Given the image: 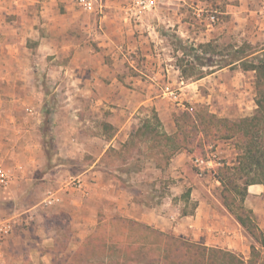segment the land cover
Instances as JSON below:
<instances>
[{"label":"crops","instance_id":"obj_1","mask_svg":"<svg viewBox=\"0 0 264 264\" xmlns=\"http://www.w3.org/2000/svg\"><path fill=\"white\" fill-rule=\"evenodd\" d=\"M75 9L74 0H0V165L11 177L0 187V199L16 206L26 192L35 195L25 214H37L36 234H46L41 226L50 218H67L79 226L69 237L82 234L78 248L100 224L117 219L208 247H224V234H236L234 250L246 254V230L224 205V211L216 209L201 191L190 188L183 173L192 159L189 152L172 158L169 172L153 161L132 172L126 183L120 178L126 176L119 168L120 153L141 125V109L154 108L163 131L173 135L175 110L167 99H174L161 94L157 73L148 81L127 72L122 66L126 56L90 54L71 32L62 38L74 31L62 21H74ZM30 38L35 49L28 46ZM46 84L58 102L52 108ZM48 123L55 146L50 160L42 132ZM163 171L176 179L168 186L163 180L164 190ZM75 180L82 182L80 189L73 187ZM148 182L159 191L150 192ZM188 193L186 202L195 209L184 215ZM245 206L264 233V185L248 187Z\"/></svg>","mask_w":264,"mask_h":264},{"label":"rangeland","instance_id":"obj_2","mask_svg":"<svg viewBox=\"0 0 264 264\" xmlns=\"http://www.w3.org/2000/svg\"><path fill=\"white\" fill-rule=\"evenodd\" d=\"M104 2L106 9L103 14H84L76 5L78 16L74 21H62L66 30L71 28L74 31H67L61 37L67 40L68 32L75 34L76 40L90 49V54L110 58L112 52H116L121 58L126 56L129 60H125L122 66L133 77L149 81L148 77H152L153 72L157 73L156 77L153 76L154 81L162 85L161 94L173 99L167 93L172 91L177 95V100L171 102L167 99L175 110L172 115L174 124L180 121L179 125L182 126L190 115L194 125L198 127L196 131L193 127L187 129L191 133L192 141L195 140L190 147L194 150L190 153L192 159L183 171L192 186L190 188L201 191L200 196L216 205V209L224 211L223 187L217 182L214 170L224 164L236 166L240 152L236 148L235 139L219 138L227 128L222 129L218 121L227 119L234 123L254 116L257 110L255 73L244 71L239 63L230 66L227 64L235 59L238 50L243 51L241 57L248 56L246 59L253 61L255 55H252L253 51L248 46L252 45L259 52L264 50V0H157L155 9L135 16H130L127 12L129 0ZM111 11L112 14L107 16ZM29 40L28 46L35 49L34 41L31 38ZM205 44L210 45L207 55L202 52L206 48H199ZM202 63L205 64L204 67L201 66ZM180 66L195 67L197 73L203 70L207 75L200 80H196V76L186 80L181 75ZM49 88L46 84L48 93ZM48 98L49 108L58 104L57 99L50 93ZM153 112L154 108L151 106L141 109L142 121L147 118L153 122ZM47 113L53 112L48 110ZM201 122H205V127H202ZM42 132L50 160L55 146L52 143L49 123L45 124ZM140 148L141 153L138 152V147H131L130 154L128 151L127 155L120 156V171L126 173V176L120 177L124 183L132 172L156 160L155 156L151 157L146 144ZM183 151L186 150L180 152ZM127 156L130 158L126 161ZM196 159L212 164H198ZM110 162L113 165L116 163L113 158ZM162 169L165 171V167ZM164 171L161 184H164L163 180L168 183L167 186L169 183L175 184L176 179ZM166 171L169 172L168 166ZM147 186L152 193L159 191L152 182H148ZM162 188L164 190V185ZM24 196V201L16 206L4 201V198L0 199V224L9 221L12 225L10 235L0 242V264H87L84 260L87 246L78 253L79 256L73 258L82 234H72L69 237V233L78 231L79 226L64 221L58 223L57 219L50 218L41 226L46 234H36L38 228L34 220L37 214L34 213L33 217H30V213L25 214L29 203L35 200V195L26 192ZM183 199L185 203L186 199ZM185 206L183 211L194 212L192 201L186 202ZM26 220L29 224H26ZM111 221L100 224V230L96 228L97 230L92 231L93 235L90 234L89 240L105 238L104 248H97L94 255H89L93 256L91 264H149L156 259L152 252L156 237L151 230L134 226L124 220ZM257 221L261 223L258 219ZM46 229H49L48 232ZM243 233L248 237L247 241H242L247 247L246 254L235 252L233 239L236 234H224L227 240L224 247L213 248L228 250L249 260L251 246L255 245L261 251L264 261V245L256 243L247 231ZM119 238L127 243H118ZM180 238L203 244L184 236ZM70 239L72 244H69ZM100 252L101 255L98 256Z\"/></svg>","mask_w":264,"mask_h":264},{"label":"trees","instance_id":"obj_3","mask_svg":"<svg viewBox=\"0 0 264 264\" xmlns=\"http://www.w3.org/2000/svg\"><path fill=\"white\" fill-rule=\"evenodd\" d=\"M209 47V44L199 46L200 49L206 48L204 50L202 49V52L206 55L210 51ZM248 47L253 51L252 55H255L253 56V61L246 59L248 56L241 57L243 51L238 50L235 59L231 60L227 65H237L239 63L244 71H252L255 73L256 114L249 118L239 119L234 123H230L227 119H220L218 121L222 129L227 128L219 138L235 139L237 141L236 148L240 154L236 166L232 167L224 164L216 168L217 170L215 169L214 173L216 179L223 187L222 198L224 200V206L256 243L264 244V233L260 229L257 219L252 210L245 206L248 187L251 185H264V50L259 52L252 45ZM197 58L201 60L200 56H197ZM201 66L204 67L205 64L202 63ZM183 67L180 66L179 70L182 77L186 80L193 79L195 76L196 80H200L207 75L203 70L197 73L195 67ZM153 115V122L147 118L141 122L139 129L131 135L129 141L123 146L120 156L121 154L127 155L131 147H138V152L141 153L140 146L146 144L151 157H156V165L159 168H164L170 164L172 158L180 151L186 150L189 153L194 151L190 147L194 144L195 140L192 141L191 133L187 129L193 127L196 131L198 127L194 125L190 115L188 119H185V123L182 126L181 124L179 125L180 121L177 123V131L173 135H168L163 131L161 121L155 111ZM185 117L184 115L183 118ZM198 118L201 120V117L198 116ZM201 125L205 127V122H201ZM112 153L113 151H110L108 154L111 155ZM129 158H126V161ZM184 198L188 199L189 193L185 194ZM188 213L190 212L184 211V215H188ZM56 219L58 223L63 221L68 223L69 221L63 217ZM132 224L151 230L156 237L152 248L156 259L150 261L149 264H264L262 253L255 245L251 246V257L249 260H246L243 256L228 250L191 243L175 235L162 233L140 224ZM89 239L76 250L73 256V258L79 256L80 254L78 253L87 246L88 249L84 252L86 255L84 260L87 264H91V260L93 261V256L89 255H94L97 248H104L105 245V238H98L96 240ZM97 240L99 241L95 245ZM117 242L123 245L127 243V241L120 238ZM90 247L91 249H89ZM97 255L100 256L101 252Z\"/></svg>","mask_w":264,"mask_h":264},{"label":"built area","instance_id":"obj_4","mask_svg":"<svg viewBox=\"0 0 264 264\" xmlns=\"http://www.w3.org/2000/svg\"><path fill=\"white\" fill-rule=\"evenodd\" d=\"M105 0H75L76 5L80 8V10L84 13L94 14L99 13L103 14V10L106 9ZM157 6V0H129V4L127 12L130 16L141 15L143 13H148L155 9ZM169 91V88L166 89ZM167 93V92H166ZM172 95L174 99H177V95H175L172 91L167 93ZM196 163L198 164H205L209 165L212 164L211 162L199 161L196 159ZM10 173L7 169L3 168L0 165V187H6L10 181ZM74 188H79L82 185V182L79 180H75L72 182ZM12 231L11 223L4 222L0 224V242H2L7 236L10 235Z\"/></svg>","mask_w":264,"mask_h":264}]
</instances>
